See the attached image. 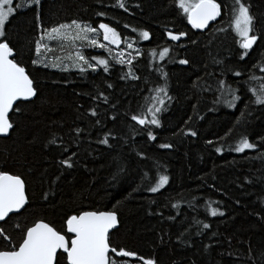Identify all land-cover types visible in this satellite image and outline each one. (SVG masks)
<instances>
[{"label": "trees", "instance_id": "1", "mask_svg": "<svg viewBox=\"0 0 264 264\" xmlns=\"http://www.w3.org/2000/svg\"><path fill=\"white\" fill-rule=\"evenodd\" d=\"M217 2L221 15L202 31L188 24L175 0H124L125 8L116 0H40L39 9L22 7L9 18L2 42L13 48L36 91L32 100L14 104L13 128L0 137V171L20 176L28 199L0 223L13 240L37 221L63 233L69 215L112 211L118 227L109 234L110 247L136 254L113 255L119 264H264V105L251 103L249 91L264 84V0H242L253 17L250 35L258 37L244 60L230 26L233 0ZM72 20L108 24L123 47L135 49H125L131 63H117L125 51L112 55L105 45L86 50L85 58L105 60L107 72L103 66L83 74L45 67L35 41L43 29ZM181 32L178 40L169 38ZM164 48L169 51L160 59ZM160 86L171 97L158 113L160 126L135 124L130 117L153 106ZM228 87L239 97L232 107L225 102L231 96L222 95ZM192 131L195 136L187 134ZM106 133L109 144L98 143ZM241 136L256 147L232 150ZM69 156L72 168L59 163ZM159 175L168 183L152 193Z\"/></svg>", "mask_w": 264, "mask_h": 264}, {"label": "snow or ice", "instance_id": "2", "mask_svg": "<svg viewBox=\"0 0 264 264\" xmlns=\"http://www.w3.org/2000/svg\"><path fill=\"white\" fill-rule=\"evenodd\" d=\"M175 3L176 7L186 17L188 24L194 29H204L210 21L216 20L221 15L222 6L217 0H175ZM116 4L120 8H125L124 0H116ZM13 5L14 0H0V37L4 36L5 24L15 14L16 10H20L22 7H32L33 5L36 6V9H39L40 0H25L23 5L20 3ZM97 15H103V13H97ZM37 20L39 21V16H37ZM252 24L253 17L249 13L248 6L242 0H233L230 26L235 35L240 38L237 41L240 49L244 50L239 53L240 60H244L245 56L248 55V51L258 39L255 34L250 35L254 31ZM37 26L39 27V24ZM125 27L128 26L125 25ZM99 32L103 33V39L108 44L119 45L120 36L108 24L100 23L96 28L72 20L70 23H60L50 29H43V34L35 41V52L40 55L41 50L47 48V45L42 43L45 39H71L74 42L76 40H87L89 33L98 34ZM140 35L145 40L149 38L147 31L141 32ZM168 35L171 40L175 41L184 36L185 33L181 32L178 35L169 33ZM89 43L95 47H105L104 44L98 43L96 39H90ZM127 46L132 47L131 44ZM107 50L110 51V49ZM168 51V48H164L159 53L160 59H164ZM72 59L71 66L78 69L80 73L83 74L88 70L96 71V65L90 64L81 53L77 52ZM116 62L123 63L124 61L117 60ZM178 62L180 64L188 63L185 59ZM32 63L37 64L40 61L33 60ZM128 63H131V61L129 60ZM96 64L103 66L105 72L108 71L105 60L97 59ZM44 66L48 67V64H44ZM53 66L64 72L69 70L68 65L56 63ZM261 71H264V68ZM233 74L239 76L241 73L235 71ZM219 86L221 89L225 88V82L223 80L219 81ZM155 91L157 95L152 97L153 106L149 107L143 115L133 114L130 117L135 124L142 127L147 125L160 126L158 113L163 110L164 98L171 99V97H168L166 86L157 87ZM249 91L252 92L254 97V100L250 101L251 103L264 105V84L261 85L258 91L255 89H249ZM160 94H163V97ZM35 95L33 80L26 74L25 68L15 61L13 48L10 47L8 42H0V135H8L9 130L13 128L9 113L13 110L15 102L27 101ZM222 95L231 96V100L225 101L229 107L234 106L235 101L239 99L235 94V89L231 87H228ZM219 100L220 97H217V102ZM19 110V106H17L15 111ZM91 115L96 116L97 113L93 110ZM147 117H150V119ZM96 123H99V121ZM75 131L79 134L80 129L77 128ZM187 134L196 135L194 131ZM107 135L106 133L105 138L100 139L98 143L108 145ZM147 138L148 140L155 139L151 130H147ZM49 143L55 144L56 141L53 139ZM159 147L170 148L171 145L162 143ZM255 147L256 145L250 142L247 137L241 136L232 150L243 153L246 149H254ZM64 150L67 151L66 148ZM216 151L220 152V148H217ZM72 155H75V153ZM59 163L67 168L73 167L71 156L61 159ZM168 180L167 175H159L155 186L150 187L148 190L155 193L163 188ZM45 199H47V194H45ZM27 203L25 183L22 178L18 175H10L7 172L0 171V221L6 223L7 220L11 219V213H19ZM175 206L174 204L173 207ZM210 214L216 216L218 212L215 208H210ZM219 215H223V213L220 212ZM116 224L117 216L115 212L82 211L66 217V231L63 233L47 222L37 221L21 230L18 241L13 240L7 234L6 229L0 226V245H2L0 246V264H119L117 259L112 258L113 255L123 258L132 257L136 254L124 249L117 250L110 247L109 231ZM16 227H19V225L17 224ZM203 227L207 229L209 225L204 224ZM143 264H156V262L152 259H143Z\"/></svg>", "mask_w": 264, "mask_h": 264}, {"label": "rangeland", "instance_id": "3", "mask_svg": "<svg viewBox=\"0 0 264 264\" xmlns=\"http://www.w3.org/2000/svg\"><path fill=\"white\" fill-rule=\"evenodd\" d=\"M21 1H24V0H21ZM100 33L101 35H98L97 33H89L87 40H76L74 42L71 39H61V38L45 39L44 44L47 45V48L41 50V54L37 55L38 59L40 58V60L43 62V65L48 64V67L51 69H59L53 66V64H56V63H59L61 65H68L69 69L73 68L71 66L73 63L72 58L75 57L77 52L86 56L87 55L86 50L88 49L99 51L100 47L92 46L89 43L90 39H96L98 41L97 39L98 36H99V39L104 43V45H107L108 47H110L107 49H112V55H113V51H114V54L116 55H118L119 53L121 54L123 51H125L126 56L123 59H119V60L126 61L127 59L131 60L133 58L132 53H134V50H135L134 48H129L127 46V43H126V46L123 47L122 42H120L119 45L108 44L107 41L103 39V33L102 32ZM140 38L141 40L143 39L141 35H140ZM2 39L3 37H0V42H2ZM102 42H98V43L102 44ZM49 43H54V45H49ZM125 49L131 51L132 53L129 51H126ZM102 50L103 49H101L100 51ZM89 60L91 59L89 58ZM89 63L96 65V66H100V65H97L96 62L90 61ZM127 264H130V263H127Z\"/></svg>", "mask_w": 264, "mask_h": 264}, {"label": "water", "instance_id": "4", "mask_svg": "<svg viewBox=\"0 0 264 264\" xmlns=\"http://www.w3.org/2000/svg\"><path fill=\"white\" fill-rule=\"evenodd\" d=\"M213 22H214V21H210L209 24H208V26H209L211 23H213ZM190 26H191V25H190ZM208 26H207V27H208ZM207 27H205L204 29H206ZM204 29H196V30H198V31H202V30H204ZM10 58H11V57H10ZM33 97H34V96H33ZM33 97L30 98V99L27 100V101L32 100ZM15 103H16V102H15ZM0 137H5V135H0ZM19 213H20V212H19ZM15 214H18V213H11L10 216H11V215H15ZM1 222H3V221H0V223H1ZM117 227H118V222H117L116 226H115L114 228H112V229L109 231V234H111L114 230H116ZM68 235H71V234H68Z\"/></svg>", "mask_w": 264, "mask_h": 264}, {"label": "bare ground", "instance_id": "5", "mask_svg": "<svg viewBox=\"0 0 264 264\" xmlns=\"http://www.w3.org/2000/svg\"><path fill=\"white\" fill-rule=\"evenodd\" d=\"M124 52V51H123ZM22 211V210H21Z\"/></svg>", "mask_w": 264, "mask_h": 264}]
</instances>
